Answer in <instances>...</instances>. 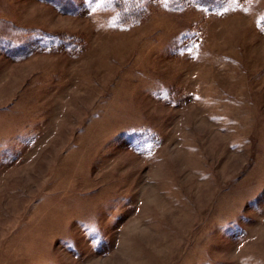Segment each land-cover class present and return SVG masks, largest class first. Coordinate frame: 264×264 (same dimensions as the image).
Returning <instances> with one entry per match:
<instances>
[{
    "label": "rangeland",
    "instance_id": "obj_1",
    "mask_svg": "<svg viewBox=\"0 0 264 264\" xmlns=\"http://www.w3.org/2000/svg\"><path fill=\"white\" fill-rule=\"evenodd\" d=\"M143 6L0 0V264H264V0Z\"/></svg>",
    "mask_w": 264,
    "mask_h": 264
},
{
    "label": "trees",
    "instance_id": "obj_2",
    "mask_svg": "<svg viewBox=\"0 0 264 264\" xmlns=\"http://www.w3.org/2000/svg\"><path fill=\"white\" fill-rule=\"evenodd\" d=\"M145 0H112L114 8L113 20L116 26L130 27L135 23L141 16L144 9L143 3ZM260 25L264 26V17L260 21ZM67 38L66 45H72L74 42L72 38ZM124 139L132 143V146L138 147L137 144L151 143L152 137L150 134L145 132H138L137 130L125 133ZM133 136H137L133 139ZM101 247V246H100ZM99 247V248H100Z\"/></svg>",
    "mask_w": 264,
    "mask_h": 264
}]
</instances>
